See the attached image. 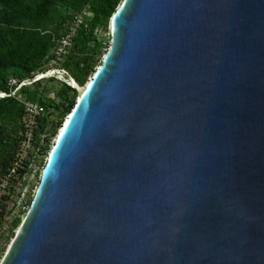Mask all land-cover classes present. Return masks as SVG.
Here are the masks:
<instances>
[{
	"label": "water",
	"instance_id": "1",
	"mask_svg": "<svg viewBox=\"0 0 264 264\" xmlns=\"http://www.w3.org/2000/svg\"><path fill=\"white\" fill-rule=\"evenodd\" d=\"M110 23L1 264H264V0Z\"/></svg>",
	"mask_w": 264,
	"mask_h": 264
},
{
	"label": "trees",
	"instance_id": "2",
	"mask_svg": "<svg viewBox=\"0 0 264 264\" xmlns=\"http://www.w3.org/2000/svg\"><path fill=\"white\" fill-rule=\"evenodd\" d=\"M122 0H0V91H13L12 80L17 83L31 79L36 74L49 69L53 59L52 49L61 36L60 30L69 23L74 13L88 6L93 17L88 28L81 27L71 41L70 48L62 55L61 69L66 70L76 85L84 86L93 75L100 62L94 57L100 55V41L93 36L98 28L105 31L109 19ZM92 44L91 47H89ZM38 80L24 88L21 93L27 100L38 102L44 108L54 109L59 117L57 124L49 130L54 136L75 104L76 91L62 83L52 100L37 96ZM46 81H55L47 79ZM59 82V81H58ZM24 116L23 105L14 97L0 99V174L9 172L17 153L16 140H9L8 128L18 126ZM45 119L38 118L33 130L31 146L40 148L39 135L45 131ZM44 141H46L44 139ZM20 217L12 221L5 244L19 227Z\"/></svg>",
	"mask_w": 264,
	"mask_h": 264
},
{
	"label": "rangeland",
	"instance_id": "3",
	"mask_svg": "<svg viewBox=\"0 0 264 264\" xmlns=\"http://www.w3.org/2000/svg\"><path fill=\"white\" fill-rule=\"evenodd\" d=\"M69 23H64L62 29L60 30V36L65 33ZM93 36L97 41H100V55L94 57L95 61L100 62V66L102 63V59L106 55L111 44L112 32L110 26H108L105 31L98 28L97 32L93 33ZM89 45V47H91L92 44ZM57 48L58 45H56L55 43L51 52V54L53 55V59L50 61L49 69L59 71L65 76H68L65 73L67 71L61 69L63 59L62 56L58 54L59 51L57 50ZM67 48H70V46H68ZM96 69L97 67L95 66V70ZM45 72H47V70L38 73L37 75L39 76L37 78H40L42 74H45ZM91 77L92 76L87 78L85 84H87ZM37 78L36 80H38ZM47 79L57 78H45V80L39 82L37 96L41 99L52 100L56 97V93L62 87V84L61 82H58V79L55 81H46ZM32 82L33 81L27 82L25 84L26 87L31 85ZM26 87L22 86V88L18 89L16 92L19 93ZM5 94L6 93L0 91V98L7 95ZM14 98L16 100L27 99L26 96L22 93L17 94L16 96H14ZM28 125H30L29 122H23V120H21L18 126L12 125L8 128L7 131L9 140L17 141V153L15 154V160L13 162L12 169L9 172L0 174V264L4 260L10 246L14 242L24 220L28 215L36 191L40 184L41 174L46 165L48 154L55 143L56 135L58 133V130L54 136H50V133H48V135L43 138L46 141L43 140V142H41L40 149H36L29 146L26 141L22 140L28 136V132L34 129L28 127ZM17 217H20L21 219L20 225L14 231L13 237H11L9 241H7L6 245H4L7 237L10 235V225L12 221H14V219Z\"/></svg>",
	"mask_w": 264,
	"mask_h": 264
},
{
	"label": "built area",
	"instance_id": "4",
	"mask_svg": "<svg viewBox=\"0 0 264 264\" xmlns=\"http://www.w3.org/2000/svg\"><path fill=\"white\" fill-rule=\"evenodd\" d=\"M92 17H93L92 12L90 11L88 6L82 8L80 11L74 13V15H73L68 27H67V30L56 42V45H58V48H57V50L59 51L58 54L60 56H62L63 54L66 53V49L68 46H70L71 41L74 38V36L76 35L77 31L81 27H83L84 29L88 28V22ZM96 32H97V30H95L93 33H96ZM62 70H64V69H62ZM47 72H49V71H47ZM45 74H46V72H45ZM37 76L38 75L36 74L32 79H36ZM46 78H50V77H46ZM55 80H57V79H55ZM23 82L24 81L17 83V81L12 80L11 84L15 85V86H14L13 91H11L9 94H7L8 97L9 96L14 97L17 94L21 93V92H19V93L16 92L17 91L16 87L20 86ZM59 82H62V81H59ZM18 102L23 105L24 116H23L22 120H23V122L27 121L30 123V125H28V127L35 129L37 122H38V118L45 119L47 127H46L45 131L39 135L41 142H43V140H44L43 138H45L48 135L51 126L53 124L54 125L57 124V122L59 121V117L56 115L54 109H52V108L46 109V108H44V106H42L38 102L30 101L27 99L18 100ZM34 129H32L30 132H28V136L25 137L26 139L25 138L22 139V140L26 141L29 146H31V141H32ZM40 145H41V143H40ZM37 149H40V148H37Z\"/></svg>",
	"mask_w": 264,
	"mask_h": 264
},
{
	"label": "bare ground",
	"instance_id": "5",
	"mask_svg": "<svg viewBox=\"0 0 264 264\" xmlns=\"http://www.w3.org/2000/svg\"><path fill=\"white\" fill-rule=\"evenodd\" d=\"M111 25V30H112V23H110ZM47 71H49V72H46V74H42V76L40 77V78H37L38 80L39 79H44V78H46V77H56L58 80H62V81H64V83H66L67 85H69L70 87H73L74 89H76V91L78 92V94H79V101H80V98H82V97H84V95H85V93L87 92V90H88V88H89V83H90V80L87 82V84L86 85H84V86H78V85H76L75 84V82L73 81V79L70 77V75L67 73V72H65L66 73V75H68V76H65L63 73H61V72H59V71H56V70H51V69H49V70H47ZM35 81H36V79H34ZM29 81H31L30 79H27V80H24V82L20 85V86H17L18 88H17V90L18 89H20V88H22V86H24V87H26V83L27 82H29ZM7 94V93H6ZM5 94V95H6ZM5 97H8V95H6V96H4V97H1L0 99H2V98H5ZM80 102H78V104H79ZM77 104V105H78ZM69 117H67L66 118V121H65V123H64V125H63V127H61V129L59 130V133H58V137H59V135L62 133V131H63V129H64V127L67 125V123H68V121H69ZM56 139H57V137H56Z\"/></svg>",
	"mask_w": 264,
	"mask_h": 264
},
{
	"label": "clouds",
	"instance_id": "6",
	"mask_svg": "<svg viewBox=\"0 0 264 264\" xmlns=\"http://www.w3.org/2000/svg\"><path fill=\"white\" fill-rule=\"evenodd\" d=\"M44 79H45V78H44ZM40 80H42V79H40ZM37 81H38V80H37ZM62 83H64V82H62ZM65 84H66V83H65ZM66 85H67V84H66ZM68 86H69V85H68ZM6 98H7V97H6ZM66 118H67V116L65 117V119H66ZM65 119H64V120H65ZM59 129H60V128H59Z\"/></svg>",
	"mask_w": 264,
	"mask_h": 264
}]
</instances>
